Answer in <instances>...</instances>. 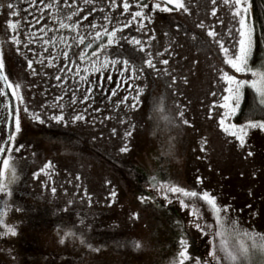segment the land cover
<instances>
[{
	"label": "rangeland",
	"instance_id": "obj_1",
	"mask_svg": "<svg viewBox=\"0 0 264 264\" xmlns=\"http://www.w3.org/2000/svg\"><path fill=\"white\" fill-rule=\"evenodd\" d=\"M128 2L127 12L122 0H115L111 6L109 0L87 4L84 0H67V4L61 0L58 6L48 9L50 24L63 22L70 28L49 27L37 45L42 51L41 57L47 61L44 70L49 76L60 77L56 79V100L42 105L39 111L45 115L49 131L79 136L84 142L51 133L43 134L44 138L39 137V132H33L29 148H25L27 144L17 145H21L22 151L41 149L51 157V162L33 180L32 191L40 189L38 194L47 195L54 202L50 205L54 208L60 209L59 204L66 199L73 206L83 208L80 215L60 210L66 218L77 216L75 225L80 234L90 235L88 244L99 235L102 241H97L101 246L89 253L83 248L85 240L81 236L71 239L61 232L60 213L52 210L47 214L28 207L27 203L33 201L23 198V193L15 197L12 219L13 210L11 207L8 210L6 205L11 193L4 190L0 191V264H178L179 253L185 249L179 240L182 224L175 205L158 198L149 199L155 197L150 188L136 187L127 168L114 164L96 150L123 165L139 167L143 178L137 180H144L146 184L172 185L199 194L208 192L221 208L219 221L212 212L218 232L210 253L222 257V243L229 249L244 244L250 252V262L246 264H264V253L252 249L249 239L253 236L259 242L264 237V128L248 127L250 123L264 122H235L233 116L242 87L238 100L231 98L233 93L228 91L238 81L250 85L256 81L259 85V78L252 73H264L263 70L236 72L225 63L229 57L234 58L233 46L239 39L235 31L230 34L229 30L238 29L239 25L219 0L216 5L211 0H182L188 11L169 5L173 18L168 16L170 11L156 9L158 0ZM162 7L167 6L162 3ZM136 11H142L144 18L134 20ZM72 12L78 14L67 19ZM105 28L108 33L115 31L111 45L107 43L108 35L92 40ZM190 30L203 42H194ZM209 30L216 36H208ZM25 34L35 36L34 32ZM136 34H141L140 44L132 38ZM80 36L85 38V44L91 41V46L74 44L72 38ZM45 40L49 43L45 44ZM217 41L228 48V53ZM68 44L73 46L68 48ZM131 46H137L154 83L135 66V71L124 70L125 61L133 66L129 60ZM65 51L68 59L62 56ZM75 53L86 55L80 60ZM149 54L154 68L145 63ZM165 60L167 64L163 63ZM98 61H107L109 67L93 72V66L100 67ZM228 76L235 78L231 85ZM121 77L133 86L130 102L120 108V114H98V109L90 108L94 103L104 102L106 99H101L113 90L108 93L103 90L109 85L115 86L114 78ZM149 85L165 89L171 118L168 138L163 131L158 136L149 135V130L154 134L156 128L145 126L144 97ZM224 97L230 99L225 101ZM225 103L235 111L225 115L230 112V108L222 107ZM221 119L224 125L219 124ZM231 124L245 129L243 147L238 139L224 131ZM8 175L11 178V172L6 178ZM17 175L15 171L14 179ZM225 206L227 212L223 211ZM149 240H152L151 249H146ZM186 251L196 260L211 261L212 255L199 256L190 247ZM186 264H192L191 260Z\"/></svg>",
	"mask_w": 264,
	"mask_h": 264
},
{
	"label": "flooded vegetation",
	"instance_id": "obj_2",
	"mask_svg": "<svg viewBox=\"0 0 264 264\" xmlns=\"http://www.w3.org/2000/svg\"><path fill=\"white\" fill-rule=\"evenodd\" d=\"M45 1L39 2L38 7H31L26 3V0H0V62L3 64V68L0 69V75H6L8 77V85H11V87H8L0 79V149H3V151H0V173H3V175H0V184L7 185L5 190L11 193L6 199V205L8 210L10 207L13 210L12 219L16 207L15 197L23 193V198H31L33 201L27 203L28 207L36 208L38 212L45 211L47 214L52 212V210L60 213L58 220L61 223L60 230L64 233V236L67 237L69 235L68 237L71 239L81 236L85 240L83 248L87 249L89 253H93L92 250L94 248L101 246L99 241L102 240L99 239V235H96V238L91 240L92 244H88L90 235L86 236L83 233H79L75 225L77 216L69 219L63 213L64 210L66 213L75 215V213H82L83 208L73 206L68 199L59 204L61 205L60 209L63 210H60L58 207L54 208L50 206L54 202L49 200L47 195L44 197L38 194L40 189H37L38 192L31 189V186H34L33 180L43 167L51 162V157L41 149L33 150L31 148L22 151L19 149L21 145L17 146L18 144H27L25 148H29L31 145L28 144L33 142L31 137L33 132H39V137H44L43 134L47 136L48 129L46 128L45 115L41 114L39 109L42 105L56 100V78L53 74L49 76L44 70L47 61L41 57L42 51L37 46L43 40V36L49 27H53L54 29L59 28L58 24L49 23L48 8ZM9 2L13 3L14 9L7 8V3ZM166 6L168 7L169 5ZM13 11L18 13V15H11ZM120 13H123V11L120 10ZM37 18H39V23H36ZM9 22L17 24L15 31L8 28ZM41 28L45 29L43 33L39 32ZM27 32H34L35 36L26 35L25 33ZM13 36L19 40V44L12 42ZM132 38L136 39V41L140 40L141 34L132 35ZM130 49L129 60L133 66H128V70L134 69L135 66L137 71L144 74L147 73L150 81L154 83V78L144 65L137 46H131ZM29 61L32 62L31 67H29ZM141 69L143 70L141 71ZM123 79V77L121 79L114 78L113 82L115 86L109 85L103 90L107 93L113 90L112 93L108 94V99L106 96L104 99H101H106V104H103L105 101H100L94 103L90 108L94 110L98 109V114L109 113L119 115L121 112L120 108H123L130 102L132 91L130 87L133 86L131 81L125 79L123 81ZM16 85L20 87L17 88ZM143 117L146 128H156L154 129L156 130L154 135H159V132L163 131L168 138V135L171 133V118L167 107L166 92L163 87L149 85L144 97ZM17 119L19 120L18 131L16 126ZM148 133L149 135H153L150 133V130ZM51 135L55 136L53 133ZM73 138H80L84 142V139L79 136H74ZM168 144L169 141H166V145ZM90 147V150H92L93 147ZM101 155L108 158L114 164L126 168L120 161L109 155L104 153ZM4 159H8L10 165L19 173L14 181L11 180L9 182V175L6 178L7 173H10V171H4ZM16 191L18 194L15 193ZM50 207L53 209L49 210ZM25 210L28 211L27 208ZM145 248L151 249L148 244Z\"/></svg>",
	"mask_w": 264,
	"mask_h": 264
},
{
	"label": "snow or ice",
	"instance_id": "obj_3",
	"mask_svg": "<svg viewBox=\"0 0 264 264\" xmlns=\"http://www.w3.org/2000/svg\"><path fill=\"white\" fill-rule=\"evenodd\" d=\"M39 2H43V0H26V3H28L31 7H38ZM60 2H61V0H50V2L47 3L46 7L48 9H52L53 7L58 6L60 4ZM63 2H64V4H67V0H63ZM84 2L86 4L87 3H95V0H84ZM137 3L139 4L140 0H137ZM162 3L164 5H172L174 8H177V9H182L184 11H188L187 7L182 2V0H158V2H156V4H155L156 9H160L163 11H171V10H173L172 8L162 7ZM211 3L213 5H216L217 0H211ZM219 3L228 9V11L230 12L233 19L239 25L238 29L229 30L230 34L233 31H235L238 34L239 39L236 40V44L233 46L236 49V51L233 53L234 58L229 57L225 61V63H227L233 69H235L236 72H243V71L247 70L248 60L250 58V53H251L252 47H253V26H252L251 20L248 16V13L250 11V5H248L246 3V0H219ZM109 4H110V6L115 4V0H109ZM71 6L74 7L75 5L73 4ZM129 6L130 5H129L128 0H122V7H123L125 12L128 11ZM143 7H147V5L144 4ZM7 8L8 9H14L13 3H11V2L7 3ZM76 14H78V13L72 12L71 14H69L67 16V19L71 20L72 15H76ZM212 14L215 15V11H213ZM11 15L16 16V15H18V13L13 11L11 13ZM137 18H140V19L144 18L142 11H136L133 14V19L135 20ZM104 19L107 20L108 17H104ZM36 23H39V18L36 19ZM92 27H96V26L93 25ZM8 28L15 31L17 28V24L15 22H9ZM59 28L60 29H69L70 25L63 23V22H59ZM72 30H75L74 26H72ZM44 31H45V29H43V28H41L39 30V32H41V33H43ZM207 34L210 37L216 36V33L213 30H209ZM101 35H108L109 39H108L107 43H108V45H111L113 43L112 37L115 36V31L108 33L107 29L105 28L104 32H97L96 35L92 37V40L99 38ZM233 39H235V36L233 37ZM60 40H61V43L64 42L63 37H61ZM72 40H73L74 44H76L77 46L78 45H85L86 48L91 46V41H89L88 44H85V38L83 36H80L78 39H77V37H73ZM12 42L16 43V44L20 43L19 40H17L15 38V36L12 37ZM51 42L53 44H55L56 41L52 40ZM44 43L47 44V43H49V41L45 40ZM135 43L140 44V41L137 40V41H135ZM217 43L220 44L221 48L224 50L225 53H228V51H229L228 48L224 47L222 42L217 41ZM72 46H73L72 44L67 45L68 48H71ZM75 55L78 57V59L83 60L86 53L85 54L75 53ZM93 55L99 56L100 53H93ZM62 56L65 59H68V52L67 51L63 52ZM116 62L117 61H112L113 64H115ZM31 63L32 62L29 61V67H31ZM98 63H100V67L93 66L92 67L93 72H99V71H101L103 69H107L109 67V63L107 61H104V62L98 61ZM123 63L125 65L124 70L127 71L128 70V64L126 61ZM145 63L148 67H151V68L155 67V65L152 62V59L150 58V54H149V59H147L145 61ZM163 63L167 64V61L165 60V61H163ZM2 68H3V64H2V62H0V69H2ZM142 70L143 69H141V71ZM85 71H87V70H85ZM133 71H135V70L133 69ZM252 75L254 77L259 78V85H257L256 81H253V83L250 86L253 88H256L257 92L259 93V95L261 97V103H264V73L253 72ZM0 79H2L5 82V84L8 85V77L6 75H0ZM56 79L59 80L60 77H56ZM109 79H110V77H109ZM234 80H235V78L232 76L227 77V81L229 82L230 85ZM245 83H246L245 81H238V82H235V88L234 89L231 86L228 88V91L233 93L231 98L238 100L239 89L241 87H243ZM8 87H11V85H8ZM16 87L19 88L20 86L16 85ZM224 99H225V101H228L230 99V97H224ZM222 107L230 108V105L228 103H225L224 105H222ZM236 107H239L238 103H237ZM234 111H235L234 108H230V112L226 113L225 115H229L231 112H234ZM76 118L81 119V117H76ZM185 123H187V122L185 121ZM224 123H225L224 119H221L219 122L220 125H224ZM16 126H17V131H18L19 130V120L18 119L16 120ZM248 127L264 128V124L250 123L248 125ZM224 131L226 133H228L229 135L234 136L236 139H238L241 147L244 146V143H245L244 137L246 135V132H245V129L243 127L238 128L235 124H231L228 127H225ZM122 150H126V149H122ZM0 151H3V149H0ZM249 155H251V153H249ZM3 169L5 172H9V171L11 172V178L9 181V182H11V179H14V176H15V169L13 166L10 165L8 159L3 160ZM0 175H3V173H0ZM6 187H7V185L0 184V191H4L6 189ZM157 189H159L160 191H164V192H168V193H172V194H177V195H180L183 197H188L189 200L193 201V202H195V201L205 202L207 204V206L211 209V211L216 214V220L219 221L221 208L217 206L216 199L214 197L210 196L208 192H204L202 194H199L196 191H184L180 187H176V186H172V185H160V184H157L155 186V188L153 189V191H156ZM162 199H164L168 203L172 202L167 195L163 196ZM179 203L185 209L192 207L193 215L197 218V220L202 218L199 215V211H198L197 205L195 203L190 204V203H186L183 200H180ZM227 210H228L227 206H225L223 211L227 212ZM196 226L198 228H200L201 230H203L205 227L204 225H201L199 223H197ZM8 231L12 232V229H9ZM12 234L14 235L15 233L12 232ZM222 234L223 233H220V235H222ZM249 239L252 240V244H251L252 249H256L257 251L264 253V237L259 238V242H258V239L256 237H253V236H250ZM61 242H63V241H61ZM183 247L185 250L180 251L178 264H186V262L189 260H191L192 264H200V262L197 261L194 257H189V255L186 251V246H183ZM220 250L224 252V257H222L221 259H226L227 261L230 262V264H246V262H250L249 247L245 246L244 244H240L238 247H236L234 249H229V247H227L225 244L222 243ZM212 258L216 259L215 253L212 254Z\"/></svg>",
	"mask_w": 264,
	"mask_h": 264
},
{
	"label": "trees",
	"instance_id": "obj_4",
	"mask_svg": "<svg viewBox=\"0 0 264 264\" xmlns=\"http://www.w3.org/2000/svg\"><path fill=\"white\" fill-rule=\"evenodd\" d=\"M247 3L250 5L248 16L253 26V47L248 60L247 70L249 73H252V70L261 68L264 72V0H247ZM172 13L173 10L168 13L170 18L172 17ZM190 32L193 35L191 38L194 40V42H203L195 32L192 30H190ZM233 120L237 123H245L255 120H261L264 122V103H261V97L259 93L253 87H251L250 84H244V86L241 88L239 107H237V110L234 113ZM47 133H53L55 136H60L64 139H70L74 137H71L66 132H52L48 130ZM77 140H79L80 143H83L80 138H77ZM94 150L95 149H92L91 151L94 152ZM96 152L100 154L99 151L96 150ZM125 167L128 169V171H130L129 173L132 175L134 179V185L136 187L146 185V187L150 188L155 197H148L149 199H152L153 201L157 198L164 200L162 197L167 195L172 201L171 203L175 205L182 224V234L179 237L181 243L186 247L193 248V250H195L199 256L208 255L210 257V255H212L210 253L211 243L213 244V238H217L218 231L216 229V224L214 223L212 211L207 206V204L203 201L193 202L190 201L188 197H183L177 194L168 192L163 194V192H161L159 189L153 191L157 185L156 183L150 184V182H148L146 184L144 180H137V178H143V174L141 175L139 167L129 164H125ZM180 200L190 204L195 203L197 205L199 215L202 218L197 220V218L193 215L192 207L188 209L183 208L179 203ZM197 223L204 225V229L201 230L198 228L196 226ZM151 241L152 240H149L148 245ZM215 255L216 259L211 257L210 262L199 258H197V261H199L200 264H230V262L226 259H221L224 257V252L222 257L219 254Z\"/></svg>",
	"mask_w": 264,
	"mask_h": 264
}]
</instances>
